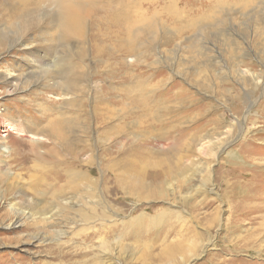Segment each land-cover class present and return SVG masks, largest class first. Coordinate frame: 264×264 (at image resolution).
I'll use <instances>...</instances> for the list:
<instances>
[{"label": "rangeland", "instance_id": "rangeland-1", "mask_svg": "<svg viewBox=\"0 0 264 264\" xmlns=\"http://www.w3.org/2000/svg\"><path fill=\"white\" fill-rule=\"evenodd\" d=\"M2 1V23L19 3L33 9ZM86 2L74 38L59 41L54 19L40 18L0 48V135L11 120L44 128L62 116L71 127L56 138L60 152L44 155L49 165L26 137L0 138V264H264V241H238L258 221L236 212L229 192L254 179L244 170H264V0H145L131 53L110 25L120 3ZM80 65L79 81L64 78ZM70 150L74 171L40 177L71 162ZM254 181L264 191V176ZM11 208L36 216L12 226Z\"/></svg>", "mask_w": 264, "mask_h": 264}, {"label": "bare ground", "instance_id": "bare-ground-1", "mask_svg": "<svg viewBox=\"0 0 264 264\" xmlns=\"http://www.w3.org/2000/svg\"><path fill=\"white\" fill-rule=\"evenodd\" d=\"M4 1H6V0H3L2 3ZM105 1L112 2V3H114V2L120 3V6H121L120 9H118L117 12L112 13L110 16V25H111V27L117 29L118 32L125 35L127 52L131 53L133 50V47L136 44L135 40L137 41V37L134 34L135 29H133L135 27V21L137 20V18H141L143 16H146L145 14H147L146 11H143V9H141L143 2H145V0H105ZM40 3H46L47 5H53V8L54 9L56 8V11L50 12V10H48L47 7L44 8V7L40 6ZM24 4L32 6L33 7L32 11L26 12L22 9V12H21L20 3H19L16 7H14L10 11V13H9L11 16L10 20H8L7 22H4V23H2V21H0V24L2 23L0 27L3 26V28H0V48H4L5 46H7L8 43L10 45L11 44L14 45L15 43H17L18 40H20V38L24 36L23 33L25 30H27L26 28L39 25V23H40L39 19L40 18H51L52 22L54 19L53 27L59 28L61 31L59 41L65 42L66 40H69L71 37L74 38L75 34H78L82 30L85 15L92 8L90 4H87L86 0H21V7ZM257 7H258V5H257ZM246 8H247V6H246ZM19 9H20V11H19ZM255 9H256V6H255ZM180 14H182V13H180ZM182 18H185L184 15ZM263 18H264V16H263ZM17 19H21L20 24L16 29H13L14 24L11 22L14 20L16 21ZM254 20L256 22H260V21L263 22V20L258 19V17H256ZM48 24L49 23H47L45 25V27H48ZM186 26H189V25H186ZM195 26L196 25L194 24L193 27H195ZM53 27L50 28L51 31L53 30ZM45 29H48V28H45ZM45 29H44V32H45ZM143 33H145V32H143ZM49 35H50V33H49ZM51 39H52V43H53L55 40L54 37H51ZM80 68L82 69L83 66L82 65H80L79 67L75 66L74 69H72L71 66L70 67L67 66L63 72L64 78H67V76H69V75H73V76H75V79H78V81H79L82 78V71H79ZM64 83H67V80ZM64 89H66V93H69L71 86L67 85V86H65ZM63 94H65V93H63ZM141 107L146 108L145 104L141 105ZM7 125L8 126L6 128L4 136L0 135L1 139L4 140V139L9 137L6 133L8 130L15 131V134H17V135L19 134L20 137H22V136L26 137L28 142L30 143L29 154L32 155L36 160H38L42 163L47 162L48 165H49L48 160L46 161V159H44V155H46L45 156L46 158H48V156H53L54 155L53 153L56 152L55 149L57 148V151H58L59 144H60L59 140L56 138L61 137L62 141H67L68 138L66 137V135H67L68 131H70V129H71L70 121L67 119H63L62 116L59 117L58 122H54L53 119L49 118L48 119V126L44 127V128H34L31 125H26L25 126L26 128L24 127V129H23L20 126H18L16 124V122H14L12 120L10 122H8ZM79 129H80V127H79ZM74 132H77V131L75 130ZM22 133H24L25 135H23ZM71 133H73V132H71ZM121 140H123L125 143H128L129 142V135L128 134L122 135ZM47 144H49V146L51 145V147H49V146L46 147ZM260 147L264 148V145H262ZM130 151H131V149L126 151V157L127 156L130 157ZM58 152H60V151H58ZM67 153L70 155V159L72 160L71 162L69 161V159L61 158L62 159L61 160L59 158L60 160L57 161L56 165L51 164V165H53V167L51 166L52 168L49 166L51 169L48 168L50 170L47 171V173H45V174L39 173L40 177L52 178V182H53V180L61 179L65 175L67 176L69 171L70 172L74 171L69 166L73 165V167H75L76 165H78V163L80 162V161H78V153H74L71 150L68 151ZM4 154H5V151L0 150V156L4 155ZM55 155H59V153L58 154L56 153ZM17 156L18 155L13 157V160H12L13 163H15V162L22 163V162H19L18 159H16ZM59 156H57V158ZM49 158H52V157H49ZM53 162H54V159H53ZM233 164L234 163H232V165ZM125 168H127L126 163H125ZM46 169H47V167H46ZM43 170H45V169H43ZM244 171H246L245 176H248L247 174H249V176L253 177L254 179H255V176H262V177L264 176V173H262V172H264V170L260 169L259 167H253L250 170H244ZM112 173L115 174V171L113 170ZM74 174H76V173H74ZM39 175H37V176H39ZM35 176H36V174H35ZM241 176H244V174ZM40 177H38V178H40ZM254 179L248 180V181H246L244 179L243 183L239 184V187L236 184H234L229 188L231 201L235 204L234 210L236 212H239V213H241V212L246 213V215L244 216L245 219H248V220L250 219L254 223L258 221L257 223H255V227H257V228L253 232L247 233L245 236H243V235L238 236L239 237L238 241L240 240V242H243V243L246 242V244L252 243V242H254V239H258V238H260V241H264V217L261 214V212H264V208H262V206H264V205L256 206V205L252 204L253 202L264 197V191L262 189H260L258 187V185L255 186ZM36 180L38 181V179H36ZM47 181H50V180H47ZM43 182H44V180H43ZM42 187L46 189V187H44V186H42ZM56 187L57 186H51L52 189H56ZM243 187L247 188V191L246 190H245V192L243 191L245 196H242V193L238 191V190H243ZM248 188H249V191H248ZM248 205L252 206V207L249 208ZM11 210H12L11 214H12V217L14 219V220H12L13 221L12 226H16L17 224H19L21 222L22 215H23V217H24V215H29V213L27 214L24 212H20L19 210H17L18 212H16L15 208H11ZM32 215L36 216V214H30L29 215L30 219H32V217H33ZM50 217H51L50 214H48V215L45 214V215H43V218L41 220L46 221ZM163 217L164 216L161 215V217H159V220L156 219L155 221H157V223H160L161 221L163 222L164 221ZM135 221H137V220H135ZM17 226H19V225H17ZM244 233H246V232H244ZM34 239H35L34 243H36V242L42 243L43 242V240H41L39 238H34ZM245 246L247 248L249 247V245H245ZM108 263H109V260L106 259L105 264H108Z\"/></svg>", "mask_w": 264, "mask_h": 264}]
</instances>
